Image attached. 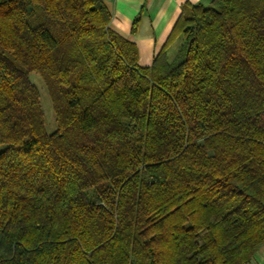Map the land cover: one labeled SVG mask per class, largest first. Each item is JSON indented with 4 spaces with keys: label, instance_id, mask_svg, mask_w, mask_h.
Instances as JSON below:
<instances>
[{
    "label": "trees",
    "instance_id": "16d2710c",
    "mask_svg": "<svg viewBox=\"0 0 264 264\" xmlns=\"http://www.w3.org/2000/svg\"><path fill=\"white\" fill-rule=\"evenodd\" d=\"M111 19L103 0H0V264H249L264 0L183 3L146 66Z\"/></svg>",
    "mask_w": 264,
    "mask_h": 264
},
{
    "label": "crops",
    "instance_id": "0c3cea01",
    "mask_svg": "<svg viewBox=\"0 0 264 264\" xmlns=\"http://www.w3.org/2000/svg\"><path fill=\"white\" fill-rule=\"evenodd\" d=\"M210 0H103L112 15L110 26L123 37L135 42L138 48V63L150 65L165 44L175 22L182 12V4H207ZM139 14L135 32L132 23ZM175 39L167 48L171 60L180 45ZM249 264H264V244L254 254Z\"/></svg>",
    "mask_w": 264,
    "mask_h": 264
},
{
    "label": "rangeland",
    "instance_id": "374dc122",
    "mask_svg": "<svg viewBox=\"0 0 264 264\" xmlns=\"http://www.w3.org/2000/svg\"><path fill=\"white\" fill-rule=\"evenodd\" d=\"M30 81L36 86L40 94V102L45 120V127L48 133L53 132L57 128V123L55 119V113L51 104V99L49 97L47 88L42 80V78L37 73L29 74Z\"/></svg>",
    "mask_w": 264,
    "mask_h": 264
}]
</instances>
